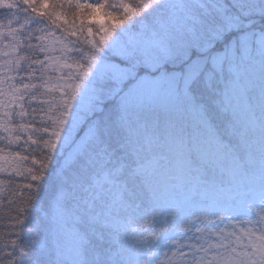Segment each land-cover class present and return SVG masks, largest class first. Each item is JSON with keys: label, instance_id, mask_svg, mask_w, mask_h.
<instances>
[{"label": "snow or ice", "instance_id": "1", "mask_svg": "<svg viewBox=\"0 0 264 264\" xmlns=\"http://www.w3.org/2000/svg\"><path fill=\"white\" fill-rule=\"evenodd\" d=\"M0 264H264V0H0Z\"/></svg>", "mask_w": 264, "mask_h": 264}]
</instances>
